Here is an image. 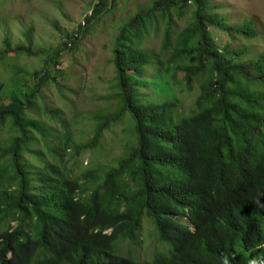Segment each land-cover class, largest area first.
Instances as JSON below:
<instances>
[{
    "label": "trees",
    "instance_id": "obj_1",
    "mask_svg": "<svg viewBox=\"0 0 264 264\" xmlns=\"http://www.w3.org/2000/svg\"><path fill=\"white\" fill-rule=\"evenodd\" d=\"M117 2L99 0L80 27ZM190 6L180 30L175 13L182 18ZM226 21L207 0H162L121 28L112 60L117 105L96 117L94 136L81 152L99 148L105 132L126 121L134 137L112 166L80 177L47 163L54 134L32 112L45 85L57 81L50 67L58 65L52 63L64 48L76 47L80 33L36 72V86L20 71L9 96L0 82V133L12 132L0 145V264H223L224 257L230 264H264V207L255 203H264V50L244 59L230 45L220 47L211 28L249 42L257 38L255 21ZM160 23L162 45L154 53L143 40L153 26L159 33ZM163 65L170 83L200 84L189 114L180 113L179 99L140 98L146 70ZM34 133L40 149L33 148ZM61 145L68 154L71 137ZM188 214L195 235L183 223ZM145 223L157 246H171L169 253L149 262L120 254L123 247L143 244Z\"/></svg>",
    "mask_w": 264,
    "mask_h": 264
},
{
    "label": "rangeland",
    "instance_id": "obj_2",
    "mask_svg": "<svg viewBox=\"0 0 264 264\" xmlns=\"http://www.w3.org/2000/svg\"><path fill=\"white\" fill-rule=\"evenodd\" d=\"M99 0H0V82H5L6 95L11 93L13 77L21 72V77L27 79L30 87L36 86V72L42 71L46 60L58 50L66 40L80 33L76 47L59 53L56 68L50 67L56 82L45 85L39 101L35 104V118L38 116L46 126H51V145L53 152H46L47 163H54L65 173L73 172L81 176L88 170L106 169L115 163L125 151V143L134 137L128 121L113 126L105 132L99 148L81 152V148L94 136L96 117L100 113L113 112L116 108L117 81L116 69L112 63L117 37L121 28L139 12L150 9L162 0H118L114 8L107 10L97 19H92L83 29L80 27L85 16L95 7ZM212 6V12L227 18L226 24L237 26L243 21H255L257 38L249 42L240 34L235 38L225 30L211 28L213 37L220 47L230 45L236 54H242L244 59L256 57L264 50V0H207ZM193 11L190 6L182 18L175 13L179 29L186 27L188 17ZM150 32L143 40V47L157 52L162 45L164 25ZM21 47L31 48L32 54ZM70 46V45H69ZM49 50L48 54L44 53ZM21 51L22 53H19ZM163 62V61H161ZM159 72L158 74H156ZM163 77V79H162ZM184 73L179 74L183 80ZM165 66L158 71L148 68L144 77V85L138 89L142 101L163 103L168 99H179L181 114H189L195 106L201 91L200 84L194 86H176L170 83ZM169 83V85H167ZM168 86V87H167ZM167 87L163 90L162 88ZM9 96V95H7ZM11 98H7L10 102ZM61 115L56 116V111ZM42 122V121H41ZM12 132L4 128L0 133V145L9 140ZM71 137V149L68 154L62 152V141ZM37 138L40 149L43 144ZM59 145V146H58ZM80 149L77 159L73 158ZM27 157L39 163L35 155ZM46 164H43L44 167ZM41 166V165H40ZM152 226L145 223L143 228V244H133L131 248L123 247L119 253L124 256L130 252L140 262L153 261L158 254L166 255L170 247L157 246L151 235Z\"/></svg>",
    "mask_w": 264,
    "mask_h": 264
},
{
    "label": "clouds",
    "instance_id": "obj_3",
    "mask_svg": "<svg viewBox=\"0 0 264 264\" xmlns=\"http://www.w3.org/2000/svg\"><path fill=\"white\" fill-rule=\"evenodd\" d=\"M257 204V206L260 207H264V203H262L261 201L257 200L255 202ZM183 223L184 225L189 229L190 233L192 235H195L197 233V228L196 226L191 222L189 214L187 216H184L183 218ZM16 225V224H15ZM162 245V244H161ZM163 246H168V245H163ZM171 249V246H168ZM223 264H230L229 260L227 257L223 258ZM250 264H255V262H250Z\"/></svg>",
    "mask_w": 264,
    "mask_h": 264
},
{
    "label": "built area",
    "instance_id": "obj_4",
    "mask_svg": "<svg viewBox=\"0 0 264 264\" xmlns=\"http://www.w3.org/2000/svg\"><path fill=\"white\" fill-rule=\"evenodd\" d=\"M90 14H91V13H90ZM85 24H86L85 21H83V22H82V25L85 26Z\"/></svg>",
    "mask_w": 264,
    "mask_h": 264
}]
</instances>
